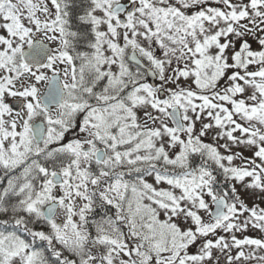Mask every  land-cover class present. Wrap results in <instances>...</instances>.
Here are the masks:
<instances>
[{
	"label": "snow or ice",
	"instance_id": "1",
	"mask_svg": "<svg viewBox=\"0 0 264 264\" xmlns=\"http://www.w3.org/2000/svg\"><path fill=\"white\" fill-rule=\"evenodd\" d=\"M0 264H264V0H0Z\"/></svg>",
	"mask_w": 264,
	"mask_h": 264
}]
</instances>
